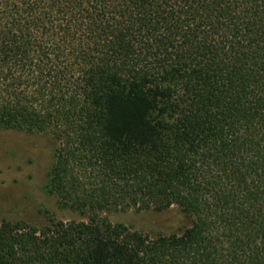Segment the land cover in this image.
Returning <instances> with one entry per match:
<instances>
[{
	"label": "trees",
	"instance_id": "trees-1",
	"mask_svg": "<svg viewBox=\"0 0 264 264\" xmlns=\"http://www.w3.org/2000/svg\"><path fill=\"white\" fill-rule=\"evenodd\" d=\"M0 128L54 136L84 217L0 220V264H264V0H0Z\"/></svg>",
	"mask_w": 264,
	"mask_h": 264
},
{
	"label": "rangeland",
	"instance_id": "rangeland-1",
	"mask_svg": "<svg viewBox=\"0 0 264 264\" xmlns=\"http://www.w3.org/2000/svg\"><path fill=\"white\" fill-rule=\"evenodd\" d=\"M56 140L51 133L0 128V220H24L42 227L57 220H83L78 212L61 208L46 191L54 161ZM112 222L123 223L150 235L181 232L191 218L176 206L164 211H113Z\"/></svg>",
	"mask_w": 264,
	"mask_h": 264
}]
</instances>
